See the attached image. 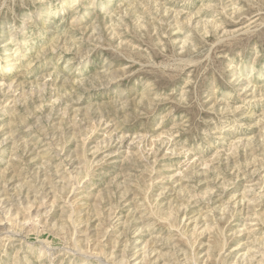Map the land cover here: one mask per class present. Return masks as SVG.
Instances as JSON below:
<instances>
[{"label":"rangeland","instance_id":"rangeland-1","mask_svg":"<svg viewBox=\"0 0 264 264\" xmlns=\"http://www.w3.org/2000/svg\"><path fill=\"white\" fill-rule=\"evenodd\" d=\"M0 264H264V0H0Z\"/></svg>","mask_w":264,"mask_h":264}]
</instances>
